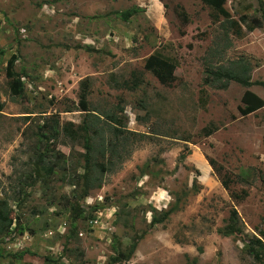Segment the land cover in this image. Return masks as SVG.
Returning <instances> with one entry per match:
<instances>
[{
	"label": "rangeland",
	"instance_id": "374dc122",
	"mask_svg": "<svg viewBox=\"0 0 264 264\" xmlns=\"http://www.w3.org/2000/svg\"><path fill=\"white\" fill-rule=\"evenodd\" d=\"M223 6L235 27L200 0H0V201L12 217L0 264H105L138 236L120 264H264V249L259 260L247 250L250 239L264 245V106L237 109L244 90L264 99V0ZM150 54L173 64L171 84L142 68ZM236 59L249 63L250 85L204 83L206 68ZM132 75L137 85L123 86ZM86 113L105 146L101 156L100 139L90 142L102 166L92 164L82 196L91 132L76 126ZM51 116L57 137L42 139ZM209 124L216 130L204 136ZM50 147L62 156L40 160ZM207 157L234 180L228 189ZM241 188L246 196L234 199ZM230 208L238 232L225 234Z\"/></svg>",
	"mask_w": 264,
	"mask_h": 264
},
{
	"label": "trees",
	"instance_id": "16d2710c",
	"mask_svg": "<svg viewBox=\"0 0 264 264\" xmlns=\"http://www.w3.org/2000/svg\"><path fill=\"white\" fill-rule=\"evenodd\" d=\"M204 5H206L211 10V17L212 19L218 20L220 17L228 27H235L236 23L229 18V15L227 11L225 10L223 4L225 0H200ZM129 10H126L123 14L128 15ZM175 12L178 18L181 19V21L186 22V15L182 8V6L176 4L175 5ZM237 30V28H235ZM251 27H248V30H250ZM236 34H239V30L236 31ZM142 68L144 70L149 71L158 81H160L163 84L169 85L175 80V76L173 74V64L169 61L155 55L150 54L146 56L143 59L142 62ZM205 78L204 83L215 85L218 88H225L227 83L229 81H234L241 86L247 87L250 85L249 81V63L247 61H244L243 59H236L229 61L226 66H218L217 68H206L205 70ZM12 74L8 71L7 76H11ZM10 88L12 90V93L19 94L21 89V84L18 78H12L10 79ZM138 79L135 75L131 76L130 82L126 84V82L122 83L123 86H126L128 88H134L137 85ZM259 84L264 85V82H260ZM88 91V85L86 79H82L79 84V92H78V107L80 110H89L87 109L86 105V95ZM264 106V99L259 98L257 95L252 93L249 90H244L241 97H240V105L237 107L239 113L241 115L250 113L260 107ZM91 113H86L85 117L88 118V120L84 119L81 123V125L76 126V130L81 131L83 134L91 132V137H87V141L84 142L83 147L85 148V151L82 153V157L84 159L85 169L86 171L82 174L83 183H84V192L82 196H85L87 190L91 187L90 180L92 179V176L90 175V169L92 164H96V166L101 167L102 164L100 163H94L91 162L89 159V153L91 150H93L92 144L90 143L93 137H98L101 142V148L99 149V153L102 156L103 155V148H104V142L102 145V132H101V126L100 127H94V124L96 122H93V119L97 121L96 115H87ZM111 122H119L116 120V118L108 117ZM39 128L43 129V132H38V135L42 139L46 140H55L57 137V120L51 116V121L45 120L41 123ZM39 129V130H40ZM113 132L119 131L118 128L113 127ZM214 130H216L215 125L209 124L207 127H204L202 129V133L204 136H207L211 134ZM46 131V135L44 132ZM69 132L72 133L73 131L69 129ZM107 143V142H106ZM48 152V153H46ZM45 154H48L47 156L51 157L54 156L55 158L61 157V153L58 151H54L53 147H50L49 149H45L44 153L40 154V160H43L45 158ZM208 165L212 169V171L218 176L220 184L223 188L228 189L230 183H232L234 180L231 178V176L223 169L221 165H219L213 158L207 157L206 158ZM57 161H54L50 164H47L45 167L43 166L44 172L46 174H49V172L52 171L54 164ZM93 178H97L96 185L99 184L100 176L97 175ZM236 178V176H235ZM244 182L246 181V177L243 178ZM239 181H241L240 178H238ZM262 182L264 183V179H262ZM247 194L246 189L241 188L238 193H230V195L236 199V200H242ZM171 210V209H170ZM170 210L165 211L161 218H165ZM228 220H229V227L226 228L223 233H237L238 229L236 228L235 224L237 223V214L234 208H230L228 211ZM160 219H151L150 224H154L158 222ZM11 224H12V217L10 216V207L7 205L5 201H0V238L3 236H8L11 232ZM140 236L135 237L132 239L124 248L123 250H119L117 248V252L115 256L109 257L108 261H106L105 264H120L121 261H126L129 259L130 255L132 254L134 247L136 245V242ZM264 249V245L260 241V239H250L248 240L247 244V250L251 253L252 257L255 260H259L261 255V250ZM264 254V252H263ZM53 264H61V263H53Z\"/></svg>",
	"mask_w": 264,
	"mask_h": 264
}]
</instances>
